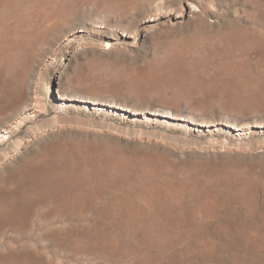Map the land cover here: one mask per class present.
<instances>
[{
    "label": "rangeland",
    "instance_id": "rangeland-1",
    "mask_svg": "<svg viewBox=\"0 0 264 264\" xmlns=\"http://www.w3.org/2000/svg\"><path fill=\"white\" fill-rule=\"evenodd\" d=\"M47 2L42 1L40 4ZM51 3L52 1H50V6H52ZM67 4L71 5L68 6L62 15H50L49 18L47 17L48 14L46 15L42 11L41 13L36 12L33 16L30 15L28 18L33 21L32 23L35 20V23L32 24L31 34H28L21 48L20 58L16 59L18 64L21 65H16V73L20 74L22 69L26 73L27 95L20 100V104L18 101L17 104L13 102L7 106L6 100L0 102L1 200L9 201L20 196L26 198L28 189L35 179H41V181L43 179L50 180V170L45 171L41 166L30 169L27 167L26 172L24 171L25 173L23 172L22 174V192L20 191L16 184L18 182L16 173L19 168L18 160L26 150L32 152L36 151L37 148L44 149L48 145L59 144L62 145L63 150L68 149L64 151L66 153L70 152L71 149H74V152L78 150L75 153L80 152L81 156H78L71 150L74 153L72 161H74V164L78 162L76 164L78 166H81L89 158L94 159L95 157L98 160L97 157L100 154L104 158L100 156L98 161L103 160L102 162L104 160L116 162L115 160L117 159V162H120L124 159L123 162L132 164L138 171L148 167H155L156 170L160 168L157 170L159 172L153 175L143 176L145 179L147 178L149 184L153 182L150 185H155V179L160 182L165 180L167 183L185 184V188L183 187L184 193L180 196L181 201L172 204L167 199V205L163 209L164 211H161L162 218L164 217L163 220L177 217L186 224L163 225V227L171 231V235L167 240L169 244L175 246V248H178L181 244V247L187 246L185 244L194 246L195 241L197 245L202 242L204 244L206 242L205 245H210L212 248L215 245L214 254L212 253L211 257H205L207 261L204 257L198 258L200 256L181 259L178 250H174L170 251L160 261L161 264H199L202 261L200 264H205V262H208V264H214L215 262H218V264H247L248 262L251 264H264V189H262L264 188V185H262L264 184V104L250 108H247V106H231L233 104L232 101L234 102L235 99L238 101L254 100L252 97L257 100L264 99V93L262 98L261 94L259 96L254 94L264 85V65L258 62L255 57V53L259 49L252 48L254 44L259 46L260 43V50L264 51V0H69ZM157 7L159 8L155 10ZM25 13L27 12L25 11ZM235 45H239V47H233ZM225 51H230L231 53L241 51L246 54V56L244 55L242 59L238 60L239 64L238 62L236 63L238 65L234 64L236 66L233 76L235 75L234 77H236L235 85L243 86L248 83L252 85V87L247 85L248 87L245 88L246 90L248 89L247 96H245V93L242 96H236L235 99L230 96L226 97V99H224L225 97L214 96L200 97L199 99L191 97L184 99L186 100L184 101L183 99H172V94L167 93V98L164 100L159 94L156 96L154 92H145L140 87L142 82L136 77L139 72H143L146 68L153 69L166 66L172 61L173 63L183 64L186 59H191V57L192 59H207L208 61L216 62ZM22 60L25 61L23 62ZM240 65L241 69L238 67ZM211 67L209 65L206 70L213 73L214 69ZM259 67L262 69L260 70ZM165 73L166 78L168 76ZM239 76H242L243 80ZM225 77L228 79L227 76ZM249 77H253L256 80ZM132 79L138 80L135 81L139 84H136V82L132 84ZM2 80L3 76L1 75L0 85ZM85 80L92 83L96 82V84L99 83L98 85L101 86L108 83L116 84L114 88L120 87L118 91L113 89L114 92H117H112V95L106 94L107 96L105 97L107 98L105 99L112 98L116 103L126 105V107L131 109L138 105L135 107L137 111L134 110L135 113L133 110L131 111L132 113L121 111L115 108L117 107L116 105L111 106L105 104V102L99 105H92L83 102L84 99L81 101L74 98L73 100L63 101L60 98L59 94L63 91L76 93L87 89L91 82L87 81L86 84ZM103 80L104 82H102ZM246 80L253 81L247 82ZM255 83L256 85L260 84L257 86L259 88L255 86ZM129 86H133V88L130 87L132 91ZM121 87H124L122 88L123 92ZM120 89L121 91H119ZM141 92L145 94L149 92V96L143 93V96H141ZM151 93L152 95H150ZM249 93H251L250 96ZM117 97L119 99H116ZM222 99L224 102L229 101L231 104L225 105L224 102L222 103ZM35 100L38 101V105L43 104L50 108V114L46 113L44 115L43 110H39V113L35 112L33 110ZM192 100L194 101L192 102ZM163 101L164 103L165 101L169 102L167 106L170 105L172 111L168 110L171 109L170 107L166 108L165 104L163 105ZM183 101L184 104H181ZM8 107L9 109H6ZM164 107L165 111L166 109L170 111L173 117L165 114L164 110L162 112L161 109H164ZM155 108L159 109L156 110ZM138 109H141V112ZM250 109L251 111L254 110V112H251ZM232 111L234 112L232 113ZM179 117L186 119L184 121ZM228 118L230 119L228 120ZM200 123L204 126H201L202 124ZM236 123L244 126V128L240 131L231 128L237 125ZM2 129H6L8 134L1 132ZM91 151V157H88ZM83 152L84 154L89 153L85 155L88 158L84 156L86 158L84 162ZM106 154L108 155L106 156ZM129 156L130 158L128 159ZM66 163L67 165H72L71 159H67ZM193 168L195 169L193 170ZM227 169L230 173L226 172ZM158 174L162 175L158 176ZM141 175L144 174L137 172L133 174L132 179L137 176L143 181ZM173 176L176 178L178 176V178L172 180L175 179ZM180 176L181 178H179ZM211 179L214 180L216 186ZM13 181L14 184L12 183ZM217 182H219L220 186L216 184ZM222 183H228L236 191H232L233 193L226 191V194L221 186ZM211 184L212 187L210 188ZM9 185L14 187L10 188L11 186L8 187ZM15 188L18 191H13L16 190ZM158 190V194H164L165 192L160 188ZM191 190H194V192H191ZM187 191L189 195L185 193ZM169 194L171 195V193ZM194 196H197L198 201ZM220 196H222V199ZM211 197L214 198L210 199ZM207 199L216 203V208L214 206L213 210H211L212 212L210 211L209 217H203L201 220L195 210L207 204ZM246 200L250 203H247ZM233 203L236 205L233 206ZM93 204V202L90 203V205ZM218 204L220 205L218 206ZM141 208L136 210L137 212L135 211L133 216L138 217L139 219L137 218V220L140 221L149 220L151 218L149 217V211ZM245 208L246 210H244ZM42 211L43 209L30 211L26 218L27 220L29 217L30 222L27 220V223L19 227L20 229L17 226L19 232L17 229H13L16 227L14 225V227L9 225L12 229L9 226L0 228V257L9 251L13 252V250L18 254H21L19 252L24 250V252H31L32 249L36 253H54L53 242H49L53 226H50V222L47 221H45V224L47 222L46 225L42 223L44 222L41 218ZM186 211L185 215L184 212ZM218 211L219 213L217 214ZM94 212V209H92L89 213L93 214ZM119 212L125 213L120 214L122 218L119 219L130 216L126 215L124 209L119 210ZM191 216L194 219H191ZM35 218L38 220L36 221ZM136 218L134 217V219ZM41 220L43 221L41 222ZM206 221H209V224L207 223L206 227L201 228ZM235 224L237 229L233 226ZM72 226L79 229L86 227L79 219L75 220ZM104 226L107 228H118L119 225L117 224V227L113 224ZM128 226L137 227L134 224ZM195 227L200 231L199 233L198 231L196 233L191 232L192 234L186 233V231ZM200 228L204 232L199 230ZM205 228L206 230H204ZM184 233L188 234V238H183L185 236ZM208 235L211 239H208ZM228 236L230 239H227L229 238ZM45 237L46 239L44 240ZM178 237L179 240H177ZM196 237H201L200 241L202 242ZM42 239L43 241L47 240L49 244L41 242ZM182 239L186 242L185 244ZM191 241H193V244ZM242 246L245 247V250ZM216 249L220 250L217 251ZM223 249H225L224 253ZM214 258L216 259L215 261ZM220 259L222 260L220 261ZM246 259H248L247 263Z\"/></svg>",
    "mask_w": 264,
    "mask_h": 264
},
{
    "label": "bare ground",
    "instance_id": "bare-ground-1",
    "mask_svg": "<svg viewBox=\"0 0 264 264\" xmlns=\"http://www.w3.org/2000/svg\"><path fill=\"white\" fill-rule=\"evenodd\" d=\"M42 1L43 2L48 1V2L44 3V4H40ZM50 1H52V3L55 5H53L51 3L52 6H50ZM68 1L69 0H0V76L1 75L3 76V80H2V83L0 85V102H2L3 100H6L5 103L7 106H8V104L11 105V103H13V102H14V104H17L18 101H19L18 103L20 104V100L22 98L26 97V95H27L26 73H24L25 72L24 69L21 70L20 74L16 73L17 66H21L18 64L16 59L20 58L21 48H22L23 44L25 43V40H26L28 34L32 30V27H31V26H33L32 24L35 23V20H34V23H32L33 21L28 19L29 16L35 15L36 12L41 13L42 11L45 12L46 15L48 14L47 17H49V18H50V15L51 16L62 15L65 12V10L68 8V6H70L72 4V3L70 5L67 4ZM161 5H163V4H161ZM158 8L159 7L155 8V10ZM25 11L27 13H25ZM29 13H31V14H29ZM47 17H46V19H47ZM255 20H256V18H255ZM36 24H38V23H36ZM41 25H39V26H41ZM36 29H37V27H36ZM243 43H245V42H243ZM250 43H251V40H250ZM252 44H254V43H252ZM254 45H256V44H254ZM254 45L252 48H255L257 50L259 49V51L255 53V57L257 58L258 62H261L264 65V51L260 50V43H259V46H257L258 44L256 46H254ZM261 45H262V43H261ZM236 46L239 47V45H235L233 47H236ZM250 46H251V44H250ZM239 50H241V49H239ZM244 55L246 56V54L242 53L241 51H238L237 53H231L230 51H225L224 54H222V56L220 57V59H218V60L216 59L217 61L214 60L216 62L208 61L207 59H201V60L200 59H194V58L192 59V57H191V59L190 58L186 59V61H184L183 64L173 63V61H172V63L170 62L166 66H161V67L153 68V69L146 68L145 70H143V72H139V74L136 73V74H138V75H136V77H138V80L142 82V85L140 87H142V89L145 90V92L146 91L154 92L155 93L154 95H156V96H158L157 94H159V95H161L162 98H164V100H166V98H167V93L172 94V96H173L172 99L176 98V99H183V100L187 99V98H191V97H194V98L196 97V99H199L200 97H207V96H212V97L214 96V97H219V98L225 97L224 99H226V97L230 96V97H233L235 99L236 96L237 97L242 96L245 93H246L245 96H247V90L248 89L246 90L245 88L248 87L247 85H251L250 83L243 85V86H238V85L234 84V83H236L235 82L236 77H234L235 75L233 76V73H235L234 72L235 66L239 64L238 60L242 59V56H244ZM22 56H23V54H22ZM254 60H255V58H254ZM20 61H21V59H20ZM237 62H238V64H236ZM240 63H242V62H240ZM234 64H236V65H234ZM209 65H211L213 67V69H214L213 73H210V72H208L209 70L208 71L206 70V67H208ZM25 67H27V66H25ZM238 67H240V69H241V65ZM19 69H21V68H19ZM261 69L262 68H260V70ZM164 72H166L165 74L168 77L165 78ZM236 73H238V72H236ZM241 73H242V71H241ZM243 73H245V72H243ZM237 75H239V73ZM244 75H246V74H244ZM225 76H227L228 79H226ZM130 77H132V76H130ZM261 77H262V75H261ZM93 78H94V76H93ZM132 78H134V77H132ZM249 78L255 79L253 77H249ZM240 79L243 80V77L241 76ZM135 80L132 79V81H133L132 84L135 83L136 81H138V80H136V81ZM255 80H254V82H255ZM83 81H84V79H83ZM87 81H86V84H87ZM94 81H96V80H94ZM126 81H128V80H126ZM251 81H253V80H250L249 82H251ZM88 82L90 83L91 81H88ZM102 82H104V80ZM105 82L107 83V81H105ZM77 83H78V81H77ZM137 83L138 82H136V84ZM98 84H96V82L95 83L91 82V84L89 86H87V89L82 90L83 93L80 91L76 92V93L69 92V91L68 92L63 91L62 93L59 94V96L63 101L64 100H71V99L73 100L74 98L75 99L77 98L81 101H82V99H84L83 102L90 103L92 105H99V104H103L105 102V104H109L111 106L116 105L117 107H115V108H117L118 110L120 109L121 111L129 112V113L132 110L134 111L135 107L138 106V105H136L135 107H133L134 109H131V108L126 107V105L116 103L112 98H109L110 100L105 99V98H107V97H105V96H107L106 94L110 95L112 92H114L113 89H115L114 87L116 86V84L114 85V84L108 83L107 85H104V86H101ZM81 85H82V82H81ZM241 85H242V83H241ZM259 85H256V83H255L256 87ZM261 85H263V84H261ZM130 87L133 88V86H129V88ZM250 87H252V85ZM256 87H254V88H256ZM119 88H117L115 90L118 91ZM122 88H124V87H121V89ZM132 88H130L131 91H132ZM257 88H259V87H257ZM121 89L119 91H121ZM117 91H115V92H117ZM122 92H123V89H122ZM139 92H136V93H139ZM142 93L143 92H141V94ZM148 93L149 92H147V94H145V93H143V94L148 95ZM263 93H264V85L261 87V89H259V91L254 92L255 96H259L261 94V98H262ZM141 94H139V95H141ZM143 94L141 96H143ZM250 94L251 93H249V96H250ZM150 95H152V93ZM168 96L170 97V95H168ZM116 99H119V98L117 97ZM252 99H254V100L238 101L235 99L234 102L232 101L233 104L229 103V101L224 102L223 99L221 101H222V103L224 102L225 105L231 104V106H237V107H243V106L246 107L247 106V108L264 104V99L257 100L255 97L254 98L252 97ZM184 101H186V100H184ZM184 101H183V103L181 102V104H184ZM193 101L194 100H192V102ZM34 103L35 104L33 105V107H34L33 110H35V112L39 113L38 112L39 110H43L44 115H46V113L50 114V108H48L46 105H43V104L38 105L37 100H35ZM162 103H163V105L165 104L166 108L170 107V105L167 106V104H169V102L165 101V103H164V101H163ZM187 103H186V106H187ZM170 104H172V103H170ZM177 104H179V103H177ZM192 106H196V105H192ZM165 107H164V109L160 108L162 110V112L165 111ZM177 107H178V105H177ZM204 107H205V105H204ZM6 109H9V107ZM155 109L158 110L159 108L158 109L155 108ZM200 109H201V107H200ZM140 110L138 109V111H140ZM168 110L172 111V108L168 109ZM135 111H137V110H135ZM135 111H134V113H135ZM170 111H167V109H166L165 114L169 115L170 117H173V115H172V113H170ZM250 111H251V109H250ZM252 111L254 112V110H252ZM156 112L158 113V111H156ZM174 112H175V110H174ZM233 112L234 111H232V113ZM247 113H248V111H247ZM175 114L178 115L177 113H175ZM183 115H185V114H183ZM184 117H186V116H184ZM179 118L181 120H184V121L186 119V118L182 119L181 117H179ZM175 119H176V117H175ZM229 119L230 118H228V120ZM234 121L236 122V120H234ZM226 122L229 124V122L227 120H226ZM200 124H202V123H200ZM200 124H199V126H200ZM201 126H204V125L202 124ZM228 126H230V125H228ZM231 128H233L236 131H240L242 128H244V126L237 124L235 126H232ZM1 132H3L6 135L8 134V131L6 129H2ZM67 150L68 149L63 150L62 145L58 144V145H52V146L48 145L47 148L45 147L44 149L37 148L36 151H32V152L27 151V150L25 152H23V154L20 156V158L18 160V163H19L18 172L17 173L15 172L17 174L16 180H18V182L16 183L18 186L17 185H15V186L19 187V189L21 191V189H22L21 179L23 176L22 174L25 170H27L26 169L27 167H29V169H30L33 167L36 168V167L41 166L42 169L45 171L50 170V180L47 181L46 179L45 180L43 179L41 181V179L40 180L35 179V181H33L31 183V186L28 189V196L26 198L21 197V196L20 197L16 196L17 198L14 199L12 197L13 195L11 196L13 199H11L9 197L11 199L9 201H2L0 198V228L5 227V226H9V225H11V226L14 225L16 227L13 229L16 230L17 226H18V228L21 227L22 225L27 223V220H29V222H30L29 217L26 220L28 213L30 211H32L34 209H43V211L41 212V218L44 220V222H42L43 220H41V222L45 224V221H47V222H50V226H53L51 236H49V235H47V236L50 237L49 242L50 241L53 242V247L55 248L54 253L53 254H47V253H43V252L42 253H36V251L34 249H32L33 252L30 249L31 252H24L25 251L24 250L23 252H19L21 254H18L11 248L13 250V252L9 251V252L1 255L0 264H161L160 261H162L164 259V257L170 251H174V250H178V254L181 257V259L200 256L198 258L204 257V259L206 260L205 257H211V254L214 252V249H215L214 246L215 245L213 246V248L210 245L209 246L205 245L206 242L204 244V242L200 241L201 237H199V238L196 237V238H198V240L200 242H202L203 244L199 243L197 245L195 243L196 242L195 241L194 246H189V244H185L186 242H184V239H182L183 243L187 246L183 245L184 247H181L182 246V244H181V246H179L178 248H175V246L169 244L167 241L171 235V231L167 230L165 227H163V225H166V224H173V225L178 224L179 225V224L184 223V222L182 220L180 221L177 217L172 218V219L168 218V220L167 219L163 220L164 217L162 218L161 211H164L163 209L167 205V199L172 204H175V203H178L181 201L180 196H182V194L184 193V188H185L184 185L185 184L175 183V182H174L175 184H172L173 182L167 183V182H165V180H163V182H160L159 180L156 181V179H155L154 180L155 185H150L153 182L150 181L151 183L149 184L147 181V178L146 179L144 178L145 175H153L154 173L159 172L157 170L160 168H158L156 170L155 167H148V168H142L138 171V169L135 168L132 164H130L128 162H123L124 159L123 160L120 159L122 162L121 161L117 162V160H118L117 158H116L117 160H115L116 162L105 161V160H104V162H102L103 160L98 161V160H100L98 157L102 156V154L99 153L100 154V156H99L97 154V152H98L97 150H95V151H97L96 154L98 155V157H97L98 160H96L94 157V159L89 158L88 160H85V162H84V159H86L85 157H87L85 155L89 154V153L84 154V152H83L82 157H83L84 163L81 162L82 165L78 166V165H76V164H78V162H76L74 164V161H72L74 153L77 152L78 150H75V152H74L73 151L74 149H71L74 153H72L71 150L68 153L64 152ZM91 153H92V151L90 152L88 157H91L90 156ZM104 153H105V151H104ZM76 154H78V156H81L80 152L75 153V155ZM107 155L108 154H106V156ZM129 158H130V156L128 157V159ZM67 159H71L72 165L71 164L67 165V163H66ZM78 160H79V158H78ZM150 160H152V159H150ZM143 162H145V161H143ZM166 166H168V165H166ZM174 169H175V167H174ZM194 169L195 168H193V170ZM227 170H226V172H229V170L228 171ZM137 172L144 174V175H141L143 181H141V178H138L137 176H136L137 178L134 177L135 179H132L133 174H135ZM160 172H161V170H160ZM216 173H218V172H216ZM161 175L158 174V176H161ZM178 176H177V178H178ZM194 176H195V174H194ZM232 176H233V174H232ZM10 177H12V176H10ZM13 177H14V175H13ZM173 177H175V176H173ZM199 177H200V175H199ZM203 177H205V176H203ZM203 177H201V178H203ZM218 177H220V176H218ZM15 178H13V179H15ZM177 178L175 177V179H172V180H176ZM179 178H181V176ZM183 178H182V180L185 181V179H183ZM237 179H238V177H237ZM16 180H15V182H16ZM4 181H6V180H4ZM9 181H8V184H9ZM209 181H210V179H209ZM211 181H213V183H214L213 179H211ZM196 182H197V179H196ZM12 183L14 184V181ZM195 184H197V183H195ZM216 184L219 185V182H217ZM214 185H215V183H214ZM262 185H264V184H262ZM10 186L11 185H9L8 187H10ZM12 186L10 188H12ZM221 186L225 190V193H226V191L231 192V193L236 191V189L231 187L228 183H222ZM8 187L5 186L4 188H8ZM211 187H212V184L210 185V188ZM159 188L165 191L164 194L162 193L163 195L157 193L159 191L158 190ZM189 188H191V187L189 186ZM213 188H215V187L213 186ZM193 189H195V188H193ZM262 189H264V188H262ZM211 190H210V192H212ZM11 191H9V192H11ZM13 191H18V190L16 189ZM185 191H186V189H185ZM192 191L194 192V190H191V192ZM207 192H209V191L207 190ZM169 193H171V195ZM185 193L188 194V191ZM215 194H216V192H215ZM19 195H20V193H19ZM194 195H195V193H194ZM240 195H242V194L240 193ZM166 196H168V197H166ZM222 196H220L221 199H222ZM200 197H201V195H200ZM212 198H214V197H211L210 199H212ZM232 198L234 199V197H232ZM233 199H232V201L234 202ZM6 200H8V199H6ZM188 200H189V198H188ZM196 200H197V198H196ZM182 201H183V199H182ZM207 201L208 202L205 205H203L201 203L203 205L201 208H199L197 210L194 209L195 213L201 218V220L203 217L208 218L210 211L213 210L214 206L216 205V203H214L213 201H210L208 199H207ZM216 201H217V199H216ZM232 201H230V202H232ZM92 202L94 204L90 205V203H92ZM193 202H194V200H193ZM246 202H247V200H246ZM194 203H193V205H194ZM247 203H250V202H247ZM185 204L187 205V203H185ZM195 205H196V203H195ZM219 205L220 204H218V206ZM228 205H230V204H228ZM235 205L236 204H234L233 206H235ZM191 206H192V204H191ZM140 207L149 211V215H150L149 217H151L149 220L140 221V220H137L138 217L136 218V216H133L134 212L136 210H138ZM215 208H216V206H215ZM92 209H94V211H95L93 214L89 213L90 210H92ZM122 209L125 210L127 216L128 215H130V216L126 217L124 219H119V218H122L120 214H125V213L119 212V210H122ZM247 209L249 210L248 205H247ZM169 210H168V212H170ZM240 210H241V208H240ZM244 210H246V208ZM184 213L186 215L187 211ZM218 213H219V211L217 212V214ZM245 213H247V212L245 211ZM262 213H263V211H262ZM177 214H178V212H177ZM36 215H38V214H36ZM144 215H146V214H144ZM227 216H229V215H227ZM123 217H125V215H123ZM134 217L136 219H134ZM169 217H171V216H169ZM172 217H174V216H172ZM77 219H79L82 223H84L86 225V227L79 229V228H75L74 226H72L74 221ZM191 219H194V218L192 217ZM211 219L213 220L212 217H211ZM37 220L38 219H36V221ZM47 222H46V224H47ZM252 222H254V221H252ZM207 223L209 224V221L208 222L206 221L203 226L201 225L202 226L201 228L206 227L205 225ZM106 224H113L114 226H116L118 224L119 226L120 225L121 226L120 227L118 226V228H115V227L114 228H107L104 226ZM132 224L136 225L137 227H129L128 226V225H132ZM189 224L192 225L191 223H189ZM11 226H9V227H11ZM48 226H49V223H48ZM233 226L235 227L236 224ZM224 227H226V226H224ZM185 228H186V226H185ZM201 228L199 230H202ZM11 229H12V227H11ZM19 229H17L18 232H19ZM46 229H47V227H46ZM191 229L186 231V233L192 234L191 232L196 233L198 231V229H196V227L194 229L193 228H191ZM253 229H254V227H253ZM185 230H187V229H185ZM204 230H206V228ZM228 230H230V229H228ZM40 232H42V231H40ZM199 232L200 231H198V233ZM240 234H242V233H240ZM246 234H247V232H246ZM187 235L188 234H185V236H183V238L186 239ZM223 235H224V233H223ZM228 235H230V234H228ZM262 236H263V234H262ZM208 237H209V235H208ZM243 238H244V236H243ZM45 239H46V237L44 238V240ZM208 239H211V238L209 237ZM227 239H230V237ZM174 240H176V239H174ZM177 240H179V237ZM42 241H43V239L41 240V242ZM186 241L188 242V240H186ZM43 242L46 243L47 240L43 241ZM49 242H47V243L49 244ZM177 242L179 243V241H177ZM210 242H211V240H210ZM191 243L193 244V241H191ZM195 244H196V246H195ZM178 245H180V244H178ZM244 248L245 247H243V249ZM218 250H220V249H218ZM224 250L225 249H223V253H224ZM226 251H228V250L226 249ZM215 253H216V251H215ZM219 254H220V252H219ZM247 258H249V257H247ZM223 259H225V258H223ZM188 260H190V259H188ZM215 260L216 259L214 258V261ZM221 260L222 259H220V261ZM247 260L248 259H246V263H247ZM202 262H199V264ZM206 263L208 264V262H205V264ZM215 263L218 264V262H215ZM247 264H251V263L248 262Z\"/></svg>",
    "mask_w": 264,
    "mask_h": 264
}]
</instances>
